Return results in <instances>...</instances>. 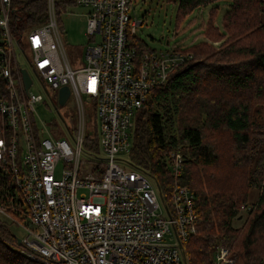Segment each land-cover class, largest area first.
<instances>
[{
    "label": "built area",
    "instance_id": "built-area-1",
    "mask_svg": "<svg viewBox=\"0 0 264 264\" xmlns=\"http://www.w3.org/2000/svg\"><path fill=\"white\" fill-rule=\"evenodd\" d=\"M46 1V23L17 37L12 0H0V189L6 197L0 215L23 231L17 245L28 264H184L183 244L200 223L194 195L179 183L184 157L169 152L171 187L163 197L129 154L136 115L185 54L138 51L133 37L142 22L130 17L135 0H75L85 11L89 44L83 66L72 68L58 21L66 10L57 15V0ZM36 83L47 99L31 90ZM63 87L76 118L60 117L61 132L37 116V107H55ZM19 200L27 212L21 222L5 209ZM212 261L233 264L234 258L217 246Z\"/></svg>",
    "mask_w": 264,
    "mask_h": 264
},
{
    "label": "trees",
    "instance_id": "trees-1",
    "mask_svg": "<svg viewBox=\"0 0 264 264\" xmlns=\"http://www.w3.org/2000/svg\"><path fill=\"white\" fill-rule=\"evenodd\" d=\"M74 1L57 0L56 14ZM173 1L177 18L222 1L226 9L221 29L213 23L217 8L210 10L202 27L206 41L180 50L183 63L149 93L135 117L131 165L154 179L165 197L167 156L177 151L184 157L179 183L194 195L200 219L196 235L183 244L187 264H213L217 246L229 250L233 264H264V125L254 118L264 107V1ZM12 10L17 37L47 21L46 0H12ZM133 42L139 52L148 50ZM5 199L0 189V205ZM17 204L5 209L21 222L27 212ZM0 264H28L4 221Z\"/></svg>",
    "mask_w": 264,
    "mask_h": 264
},
{
    "label": "rangeland",
    "instance_id": "rangeland-1",
    "mask_svg": "<svg viewBox=\"0 0 264 264\" xmlns=\"http://www.w3.org/2000/svg\"><path fill=\"white\" fill-rule=\"evenodd\" d=\"M70 6L68 5L66 11L59 14V29L62 37H65L63 44L67 60L72 68H77L83 66L84 52L89 44V39L85 36L86 17L84 9ZM213 7L217 8L215 9L213 23L221 29L222 16L226 9V3L223 1L216 5L197 8L188 15L177 18V4L173 0H135L130 17L132 20L136 18L142 24L137 27L133 41L140 40L149 50L157 52L171 48L187 50L199 42L206 41L202 33V27L207 22L209 12ZM21 64L23 66L27 65L26 61H22ZM31 90L36 94H43V97L47 99L45 94L41 93L37 83ZM53 102L55 107L50 102L48 108L44 105L38 106L37 116L63 132L64 124L61 118H65L69 114L72 123L75 122V106L71 103V100H68L67 104H59L56 96L53 97ZM254 118L256 122L264 125V107H259L255 111ZM131 149L132 147L130 151ZM224 149L230 150L228 146ZM224 153L227 154L225 151ZM83 159H85V156ZM123 159L128 162L126 157ZM123 165L128 169V165ZM62 169V166L57 168V176ZM239 216L241 218V215ZM2 218L6 217L3 216ZM4 222H6L13 235L20 240L23 231L19 226L13 223L12 219L6 218ZM241 223L236 221L233 225L239 226ZM20 255L23 256L21 253ZM212 256H214V250H212Z\"/></svg>",
    "mask_w": 264,
    "mask_h": 264
},
{
    "label": "water",
    "instance_id": "water-1",
    "mask_svg": "<svg viewBox=\"0 0 264 264\" xmlns=\"http://www.w3.org/2000/svg\"><path fill=\"white\" fill-rule=\"evenodd\" d=\"M22 74H23V79H24V82H25V87H28L29 84H30V80L28 79V76H27V74L24 71H22ZM68 93H69V91H68L67 87H63V88L60 89V91H59V104H61V105L64 104V102L67 99ZM17 241L19 242V240H17ZM181 254H182L183 262H184V264H186L184 252L181 251Z\"/></svg>",
    "mask_w": 264,
    "mask_h": 264
},
{
    "label": "crops",
    "instance_id": "crops-1",
    "mask_svg": "<svg viewBox=\"0 0 264 264\" xmlns=\"http://www.w3.org/2000/svg\"><path fill=\"white\" fill-rule=\"evenodd\" d=\"M262 1H264V0H262ZM74 7V6H73ZM75 8H78V7H75Z\"/></svg>",
    "mask_w": 264,
    "mask_h": 264
}]
</instances>
